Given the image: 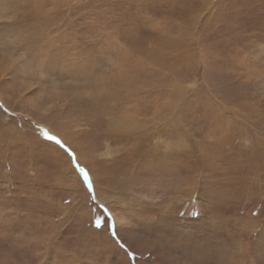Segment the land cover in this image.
Segmentation results:
<instances>
[{
  "label": "rangeland",
  "instance_id": "obj_1",
  "mask_svg": "<svg viewBox=\"0 0 264 264\" xmlns=\"http://www.w3.org/2000/svg\"><path fill=\"white\" fill-rule=\"evenodd\" d=\"M0 264H264V0H0Z\"/></svg>",
  "mask_w": 264,
  "mask_h": 264
},
{
  "label": "snow or ice",
  "instance_id": "obj_2",
  "mask_svg": "<svg viewBox=\"0 0 264 264\" xmlns=\"http://www.w3.org/2000/svg\"><path fill=\"white\" fill-rule=\"evenodd\" d=\"M43 135L47 139L54 140L57 144H61V146L63 147L62 142L58 140L55 136L50 135L46 130L43 131ZM77 170L83 175L84 180L88 184V187L91 188V182H90L87 171L84 168L80 167L79 165H77Z\"/></svg>",
  "mask_w": 264,
  "mask_h": 264
},
{
  "label": "bare ground",
  "instance_id": "obj_3",
  "mask_svg": "<svg viewBox=\"0 0 264 264\" xmlns=\"http://www.w3.org/2000/svg\"><path fill=\"white\" fill-rule=\"evenodd\" d=\"M6 9V8H5ZM81 67V66H80ZM82 67H84V66H82ZM92 67V66H91ZM85 68V67H84ZM96 84V83H95ZM105 96V95H104ZM121 116V115H120ZM68 138V137H67ZM156 154V153H155ZM148 155H150V154H148Z\"/></svg>",
  "mask_w": 264,
  "mask_h": 264
}]
</instances>
